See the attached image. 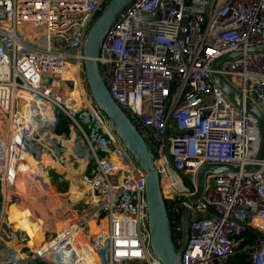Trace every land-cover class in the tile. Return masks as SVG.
Masks as SVG:
<instances>
[{
    "label": "built area",
    "instance_id": "2783aa9c",
    "mask_svg": "<svg viewBox=\"0 0 264 264\" xmlns=\"http://www.w3.org/2000/svg\"><path fill=\"white\" fill-rule=\"evenodd\" d=\"M108 2L0 0V117L14 126L18 100L45 104L58 122L67 117L93 167L83 177L90 208L74 205L69 224L40 250L19 246V256L8 208L20 148L0 139V264H160L150 249L144 174L93 105L84 79V42ZM261 46L264 0H133L101 43L102 80L151 149L177 247L181 211L189 210L181 264H264V161L254 173L206 175L200 198L185 202L203 165L258 163L256 119L209 73L216 60L240 52L215 73L264 112V53L248 51ZM68 68L76 70L72 79ZM75 84L79 108L69 96ZM27 138L34 139L23 134L30 153ZM91 219L94 233L87 228ZM79 232L89 254L75 243Z\"/></svg>",
    "mask_w": 264,
    "mask_h": 264
},
{
    "label": "water",
    "instance_id": "95a60500",
    "mask_svg": "<svg viewBox=\"0 0 264 264\" xmlns=\"http://www.w3.org/2000/svg\"><path fill=\"white\" fill-rule=\"evenodd\" d=\"M132 1L109 0L103 12L92 24L83 47L84 79L93 105L108 119L114 133L144 174L147 225L152 254L160 264H181V256L189 237V210L187 207H183L181 211V239L177 247L172 237L165 198L155 167V158L146 141L109 94L102 80L97 61L101 43L115 17ZM248 51L264 53V46L250 48ZM239 54L240 52L232 53L216 60L211 66L209 76L211 81L236 107L244 108L246 113L256 119L261 137L260 150L257 157L258 163L241 169L237 166L221 164L203 165L196 173V188L193 195L186 199L187 205L196 202L202 195L205 188L206 175L210 173L214 175L235 174L240 171L242 173H254L260 169L259 163L264 161V112L251 100L244 99L225 78L215 73V69L221 63L233 59ZM57 124L58 120L55 116L51 129L55 130Z\"/></svg>",
    "mask_w": 264,
    "mask_h": 264
},
{
    "label": "bare ground",
    "instance_id": "6f19581e",
    "mask_svg": "<svg viewBox=\"0 0 264 264\" xmlns=\"http://www.w3.org/2000/svg\"><path fill=\"white\" fill-rule=\"evenodd\" d=\"M75 74H77L76 70H72V68L67 69L68 79H72V77ZM65 75L66 74H64L63 76ZM77 88L78 86L77 84H75L73 91L71 93V95L76 101L75 108H79L82 105L79 101L80 91ZM39 103L40 102L31 103L28 100H26L25 103H23L19 107L18 113H16L15 115L16 117L15 124H17L18 126L19 123L25 120L26 126L30 128L33 126V124L39 123L38 121H41L37 113ZM54 120L55 118L47 119L46 121L42 120L43 122H40L37 125L38 126L37 128L43 131V134L41 133L40 135H38L40 139L39 141L43 143H49L55 140L53 139L54 137L49 132ZM23 132L24 133L20 134L19 138L23 139V134H24L26 137L35 139V136L31 134V132H26L25 130ZM32 161H34L33 158H32ZM53 167H55V169L57 170L61 169V166L57 164L56 162L53 163ZM71 174H74V173L71 172ZM15 176H16L15 179L19 182H22L24 186L20 190L21 200L19 198L18 202L14 203L8 208L9 223L11 225V228L14 231L19 232V235L21 238L20 240L22 241L20 245L25 244L29 248H31V250L34 252V251L40 250L42 243L47 239V237H45V234L47 235L48 230L55 228V230L57 229L55 232L57 231L60 232L64 226L69 224L66 222H70L71 221L70 219L72 218L71 214L67 215V212L70 207L60 212L55 211L54 206L52 205L50 201L51 197L49 194V191L52 189V186L48 184L45 175L41 171H39V169L28 168L26 170H23L22 172L18 171L15 174ZM71 182L74 184V180ZM35 188H37L38 191L40 190L39 191L40 197L38 199L34 198ZM81 193L83 192L78 191L77 195ZM87 197L89 198V196L86 195V199H82V200L85 202L88 208H90V200H88ZM93 220L94 219H91L87 223V228L90 229V233H94L97 231V229L93 226ZM77 238L78 239L75 240L76 241L75 243L82 244L86 249L87 247L85 246L86 244L85 239L81 236L80 232L78 233ZM86 251H87V254H89L88 249H86Z\"/></svg>",
    "mask_w": 264,
    "mask_h": 264
},
{
    "label": "rangeland",
    "instance_id": "374dc122",
    "mask_svg": "<svg viewBox=\"0 0 264 264\" xmlns=\"http://www.w3.org/2000/svg\"><path fill=\"white\" fill-rule=\"evenodd\" d=\"M87 93L89 95V92H87ZM26 99L29 101L28 98H26ZM25 101L26 100H18L17 101V103L14 106L15 113H18L19 107L23 103H25ZM38 107H40V103H39ZM37 113H38V117H39V111H37ZM61 116L62 115H60L59 117H61ZM9 122H10V120H9ZM9 122H8V120L6 118L0 117V139L3 138V140L5 142L7 141V138L9 137V134H10L9 133ZM71 130H70L71 132L69 133L68 136H64V135L58 136L56 134H53L55 130L50 129L49 132L54 137L53 139H55L56 141L53 140V142L50 143V144L43 143V142L39 141L40 139H39L38 136H35V139L31 140V141H29V139L27 138L26 144L27 145L31 144L32 145V149H36L34 151H31L29 154H30V156L33 159H35L36 161L40 162L39 163L40 169L45 174L47 182H48V184L50 186H52L51 185L50 171H53V172L57 173V175L59 176L58 178L61 177V181L57 178L56 182L53 184L56 188H64L65 185H66L65 182L67 181L69 176H71L70 175L71 172H73L74 173L73 180L76 183L75 185L80 190L81 189L83 190L82 174H83L84 171H89L93 167H92V162H89V160L87 158L86 145H85L84 140L82 139V137H80L75 132V129L71 128ZM72 135H73V137H72ZM39 151H44L54 162H56L57 164H59L61 166V169L60 170H56V169H54V168H52L50 166L44 165L43 161H40V159L43 158L44 154H41L39 156ZM66 153H67V155H66ZM75 155H77V156H75ZM15 190L16 191H14L15 193H13V196H12V205L14 203L18 202L19 198H20L18 189H15ZM54 190H50L51 192L49 191L50 197L61 198V196H63L62 194H59L56 190L55 191ZM164 193L166 194L167 191H164ZM54 202H55V200H54ZM81 205L86 207L85 202L82 203ZM85 207H83V210L85 209ZM81 209L82 208L80 207L79 211H81ZM56 230H55V228H52L51 230H48V233H49L48 235H50L52 232H55Z\"/></svg>",
    "mask_w": 264,
    "mask_h": 264
},
{
    "label": "crops",
    "instance_id": "0c3cea01",
    "mask_svg": "<svg viewBox=\"0 0 264 264\" xmlns=\"http://www.w3.org/2000/svg\"><path fill=\"white\" fill-rule=\"evenodd\" d=\"M72 93V92H71ZM71 93L69 94V96H70V98H73V96L71 95ZM66 94H67V92H66ZM72 96V97H71ZM26 99V98H25ZM27 100V99H26ZM43 110H45L44 112V114L42 113V111ZM49 110V114L47 113V111ZM38 111H39V118L41 119V121H38L39 123L40 122H43L42 120H44V121H46L47 119H52V118H55V115H54V112H53V110L50 108V107H48V106H46L45 104H43V103H41L40 102V107H38ZM25 120L24 121H22L21 123H19L18 124V126L17 125H12V123H10L9 124V137L7 138V141H6V145H7V147H9L10 146V144L12 145V143H15L16 145H18L19 146V152H18V155H17V158H16V160H14V162H15V164H14V166H15V170H16V173L18 172V168H17V166H18V160H19V158H20V155L21 154H23V159H24V161H25V163H27V165H28V168H34V169H39V171H41V169H40V166H39V163L40 162H38V161H36L35 159H34V161H32V157L30 156V154L28 153V148H26L25 147V145L23 144V139L22 138H19L20 137V134H22L23 133V131L25 130L26 132H31V134H33L34 136H38V135H40L41 133L43 134V131H41L39 128H37L38 126V124L39 123H36V124H33V126L32 127H30V128H28L27 126H26V124H25ZM57 127V126H56ZM38 129V130H37ZM56 129V128H55ZM71 130V127L69 126V133L72 131H70ZM69 133H68V135H69ZM62 135H64V134H62ZM67 135V136H68ZM64 136H66V135H64ZM56 141V140H55ZM50 143H52V142H49L48 144H50ZM11 148H12V146H11ZM22 148V149H21ZM31 148V147H30ZM32 149V148H31ZM11 150H13V149H11ZM33 150V149H32ZM34 150H36V149H34ZM33 150V151H34ZM36 152V151H35ZM41 154H44L43 155V158H41L40 159V161H43V164L44 165H46V166H50V167H52V168H54L55 169V167H53V163H54V161L44 152V151H39V156L41 155ZM12 161H13V159H12ZM28 168H26V169H28ZM25 169V170H26ZM57 170V169H56ZM42 172V171H41ZM88 171H84L83 172V174H82V179H83V177H84V175L87 173ZM15 173V174H16ZM57 174V173H56ZM73 175L74 174H71V176H69V178L67 179V181L65 182V187L64 188H56L52 183H51V185L53 186L52 187V189L51 190H56L59 194H62L63 196H61V198H54V197H51V203H52V205L54 206V209H55V211L56 212H60V211H62V210H65V209H67L68 207H70L69 208V210H68V212H67V215L68 214H71V216H72V218L70 219L71 221L73 220V214L71 213V209L73 208V206L74 205H76V204H82V203H84V201L82 200V199H86V195L87 196H89V198L87 197V199L88 200H90V203H91V201H92V197H91V188H90V185H89V183L88 182H86L84 179H83V190L81 189H79L75 184V182H74V184L71 182V181H73ZM15 177L16 176H14V180H15V182H16V184H15V188L16 189H18V191H19V195H20V190H21V188L24 186V184L22 183V182H19V181H17L16 179H15ZM59 177V176H58ZM60 181H61V177L60 178H58ZM55 183V182H54ZM54 188V189H53ZM59 189H61L62 191H63V193H60L59 192ZM90 189V190H89ZM54 190V191H55ZM40 191V190H39ZM39 191H38V189L37 188H35L34 189V198H36V199H38L39 197H40V193H39ZM83 192V193H81V194H79V195H77V192ZM87 192H88V194H87ZM55 200V202H54V200ZM20 200H21V197H20ZM77 200V201H76ZM87 206V205H86ZM66 223H68V222H66ZM15 233H16V236H17V243L18 244H16V242L15 243H13L12 245L18 250V255L19 256H21V253H20V251H19V246H21V245H19V244H21L22 243V241L20 240L21 238H20V235H19V232H17V231H15ZM53 233H55V232H52L50 235H52ZM49 233H48V231H47V235L45 234V237H49L50 235H48ZM22 246H24L25 248H22L23 249V251L24 252H26V251H29V252H32V250H31V248H29L27 245H25V244H22ZM27 249V250H26Z\"/></svg>",
    "mask_w": 264,
    "mask_h": 264
},
{
    "label": "trees",
    "instance_id": "16d2710c",
    "mask_svg": "<svg viewBox=\"0 0 264 264\" xmlns=\"http://www.w3.org/2000/svg\"><path fill=\"white\" fill-rule=\"evenodd\" d=\"M44 111L45 110L42 111L43 114L45 113ZM47 113L49 114V110L47 111ZM69 126H70V124L68 122L67 117L62 115L61 117H59V122H58V125L54 131V134H56L58 136L64 134L67 136L69 133ZM17 168H18L19 172H22L23 170L28 168L27 163H25V161L23 159V154L20 155ZM50 177H51V183L54 184V182H56V180L58 178V175L55 172L50 171ZM59 192L63 193V191L61 189H59Z\"/></svg>",
    "mask_w": 264,
    "mask_h": 264
},
{
    "label": "flooded vegetation",
    "instance_id": "af4514ba",
    "mask_svg": "<svg viewBox=\"0 0 264 264\" xmlns=\"http://www.w3.org/2000/svg\"><path fill=\"white\" fill-rule=\"evenodd\" d=\"M43 173V172H42ZM44 174V173H43ZM45 175V174H44Z\"/></svg>",
    "mask_w": 264,
    "mask_h": 264
}]
</instances>
